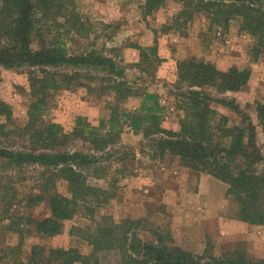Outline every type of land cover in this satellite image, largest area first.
<instances>
[{
	"label": "trees",
	"instance_id": "obj_1",
	"mask_svg": "<svg viewBox=\"0 0 264 264\" xmlns=\"http://www.w3.org/2000/svg\"><path fill=\"white\" fill-rule=\"evenodd\" d=\"M168 1L181 3L182 8L162 25L163 33L180 30L198 13L205 12L212 24L226 29L233 20H240L241 29L256 39L255 56L264 53V0H146L144 16L154 14ZM76 5V0H0V67L38 68L41 72V76L31 77L37 98L31 102L26 128L21 131L12 128V107L0 100V158L18 168L38 165L51 173L41 193L31 198L33 204L47 203L51 212L49 217L36 222L40 235L61 234L64 222L85 210L93 225L82 230L83 237L94 253L86 256L72 247L53 249L45 254L44 249L34 246L26 260L14 264H102L98 253L112 250L120 251L122 264L204 263L202 256L166 242L162 232L153 231L156 242H144L139 231L150 229L147 219L117 221L112 215L96 218L97 209L116 198L117 191L89 184L90 174L86 168L97 160L95 155L65 148L75 139L84 137L95 152H106L121 140L126 125L135 135L150 139L154 154L178 156L189 169L207 172L227 183L228 194L239 202L237 217L264 225V171L257 167L264 155L258 145L257 128L252 121L247 125L230 124L228 116L213 108L214 98L206 90L211 87L220 93L243 91L249 85L251 71L239 67L220 69L197 57L179 60L178 76L187 85L181 94L187 99L183 108L186 115L181 120L180 130L167 129L163 125L167 106L162 103V96L148 89L134 88L116 59L95 51L71 54L59 32L55 38L47 39L43 20L53 21L55 27L61 28L69 24L68 33L87 35L88 29ZM152 56L155 62L161 61L157 45L143 52L147 63ZM89 69L99 73L93 74ZM83 78L99 79L101 90L118 91L123 99H139L140 108L134 112L115 109L110 119L103 120L99 126H92L80 117L72 133L65 132L60 124L46 121L50 90L84 86ZM220 102L238 109L232 102ZM257 111L264 135V103L258 104ZM12 134L26 138L30 145L22 150L14 144L4 146L1 139H8ZM56 179L68 182L71 196L57 190ZM207 264H264V258L254 259L245 250L235 249L210 258Z\"/></svg>",
	"mask_w": 264,
	"mask_h": 264
},
{
	"label": "rangeland",
	"instance_id": "obj_2",
	"mask_svg": "<svg viewBox=\"0 0 264 264\" xmlns=\"http://www.w3.org/2000/svg\"><path fill=\"white\" fill-rule=\"evenodd\" d=\"M145 3L146 0H76V11L88 29L87 35L68 33L69 24L62 28L55 27L50 20H43V33L51 40L59 32L71 54L95 51L116 59L125 69V77L134 88L148 89L162 96L161 101L167 106L163 125L176 131L180 130L181 120L186 115L183 108L187 101L181 96L187 85L178 76L179 60L197 57L224 70L231 67L250 70V82L243 91L220 93L211 87L206 90L214 98L211 101L213 108L219 114L228 116L230 124L247 125L252 121L257 128L258 145L264 155V135L257 111L258 104L264 103V53L255 56L256 39L241 29L240 20H233L226 29L212 24V19L205 12L198 13L184 28L163 33L162 25L181 11L182 4L168 1L154 14L144 16ZM155 45L159 48L161 61L155 62L152 56L147 63L143 52ZM89 70L93 74L99 73ZM35 75L41 76L40 69L0 67V100L12 107L10 125L19 131L29 125L28 111L31 102L37 98L31 82V77ZM81 82L85 85L50 90L44 115L46 121L60 124L65 132L72 133L80 117L92 126H99L103 120L110 119L115 109L134 112L140 108L139 99H123L118 91L101 90L99 79L83 78ZM221 100L234 103L238 109L226 106ZM1 141L4 146L14 144L20 150L30 145L29 140L16 134L10 135L8 139L2 138ZM93 148L84 137H79L65 149L95 155L97 160L90 168H86L90 174L89 184L117 191L116 198L97 209V219L102 215H112L117 221L124 218L147 219L151 224L148 226L150 229L139 231V237L144 242H156L153 231L162 232L169 244L202 256L203 264L210 262V258L220 257L227 250L235 249L245 250L254 259L264 258V232L254 233L251 241L223 245L219 239H213V233L210 235L206 221L203 222L204 227L199 228L201 221L213 217V212L220 207L224 208L229 217H237V198L227 192V199L219 185L207 183L204 187L207 192H202L200 196L201 200H205L197 204L196 210L189 214L177 210L171 204L173 198L165 199L169 203H164L160 197L152 203L146 201L157 191L155 184L162 182L157 168H180L178 171L182 173L174 179L183 173H190L191 169L185 166L180 157L154 154L155 147L150 139L135 135L127 125L122 131L121 140L109 150L97 153ZM257 167L261 172L264 171V160ZM191 171L192 181L199 179L201 173L209 175L207 172ZM50 174L38 165L18 168L0 158V264L26 260L34 246L44 249L45 254L53 249L72 247H77L86 256L94 253L92 246L83 237L82 230L93 225L85 210L64 222L61 234L53 237L40 235L36 222L49 217L51 212L47 203L33 204L31 198L41 193ZM211 176L219 182V178ZM169 183L166 185L172 187L173 182ZM55 184L60 193L71 196L67 181L56 179ZM151 186L154 191L150 190ZM191 213L201 216L195 219L190 216ZM98 254L102 264H122L119 250L100 251Z\"/></svg>",
	"mask_w": 264,
	"mask_h": 264
},
{
	"label": "crops",
	"instance_id": "obj_3",
	"mask_svg": "<svg viewBox=\"0 0 264 264\" xmlns=\"http://www.w3.org/2000/svg\"><path fill=\"white\" fill-rule=\"evenodd\" d=\"M165 169H156L158 173H160L162 179V182H157L155 184V188L160 193L157 194L158 192L156 191L152 194L150 199H147L146 201H150V203H152V201L158 200V197H160L162 200H164V203H169L166 202L165 199L173 198L171 204H174L177 207V210L181 209L182 214H189L192 210H196L195 208L197 204H200V202L205 200V198L201 200L200 196L202 195V192H207L204 188L207 183L210 182L211 184H216L217 186L219 185L220 190L224 191L225 195L228 192V185L223 181L221 182V180H219V182H216V180H214L210 174L208 175L201 173V176H198L199 179L192 181L190 179V175H192L191 170L190 173H183L181 177L174 179L176 176L182 173L178 171L180 168L177 170L167 168V171H165ZM168 172L170 173L168 174ZM169 182H173L172 187L170 185H166L170 184ZM150 190H153V186H151ZM213 214V217L202 220L199 224V228L200 226L204 227L203 222L206 221V227L208 228L210 235L213 233V239L215 241L216 239H219V243L221 241L223 245L229 243H238L244 240L251 241L252 236L255 235L254 233L264 232L263 225H252L249 223H245L239 220V218L236 216L229 217L228 215H226V212L223 207H220L219 210H215ZM190 216H194L195 219H199L201 215L197 213H191ZM199 228L196 229L199 230ZM215 232L216 235L214 237Z\"/></svg>",
	"mask_w": 264,
	"mask_h": 264
}]
</instances>
